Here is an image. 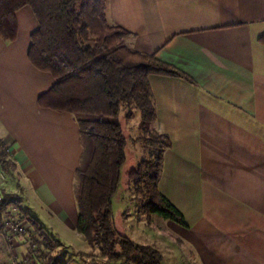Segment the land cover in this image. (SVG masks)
<instances>
[{
  "label": "crops",
  "instance_id": "0c3cea01",
  "mask_svg": "<svg viewBox=\"0 0 264 264\" xmlns=\"http://www.w3.org/2000/svg\"><path fill=\"white\" fill-rule=\"evenodd\" d=\"M15 16L16 39L0 38V141L16 166L0 168L5 192L39 222L55 220L49 227L61 240L57 225L82 240L72 190L78 126L39 105L55 80L28 60L38 28L31 9ZM106 17L132 33L130 49L190 79L148 75L152 128L171 143L158 191L186 224L162 219L173 253H187L188 264H264V0H108ZM5 245L0 233V264Z\"/></svg>",
  "mask_w": 264,
  "mask_h": 264
},
{
  "label": "trees",
  "instance_id": "16d2710c",
  "mask_svg": "<svg viewBox=\"0 0 264 264\" xmlns=\"http://www.w3.org/2000/svg\"><path fill=\"white\" fill-rule=\"evenodd\" d=\"M107 4L108 0H0V38L6 42L16 39V12L28 6L38 23L30 36L28 60L55 80L52 88L39 97V105L71 114L78 126L82 151L72 185L77 209L75 230L91 250L97 251L79 252L78 256L88 264H162L159 250L138 244L114 228L112 198L119 185L127 143L118 116L121 106H134L140 115L139 127L145 133L137 140L149 146V158L139 161L128 175L141 185L142 206L149 216L185 226L182 214L158 191L163 153L171 143L167 135L152 128L155 109L148 75L190 79L154 54L130 49L125 39L132 33L107 20ZM259 40L264 45V34ZM0 168L5 172L16 170L1 141ZM13 210L17 211L14 216ZM8 213L30 225V230L18 234L26 244L28 257L14 264H59L61 253L55 252L46 228L2 190L1 234L4 214ZM5 246L9 250L7 243ZM3 256L9 260V253Z\"/></svg>",
  "mask_w": 264,
  "mask_h": 264
},
{
  "label": "rangeland",
  "instance_id": "374dc122",
  "mask_svg": "<svg viewBox=\"0 0 264 264\" xmlns=\"http://www.w3.org/2000/svg\"><path fill=\"white\" fill-rule=\"evenodd\" d=\"M139 121L140 115L134 106H121L118 122L126 136L127 143L124 149L125 160L120 169L119 185L112 198L114 228L118 232L128 235L138 244H150L159 250L163 258L162 264H188L190 260H187V253H173L175 246L171 242L169 229L164 226V222H162L160 217L148 215L147 209L140 202L142 199L140 183L128 176L136 168L139 161L149 158L148 144L137 140L145 135L139 127ZM22 208L29 212V214L33 213L30 209H27V206L22 205ZM40 223L45 226L46 235L54 245L55 252L61 253V256L58 258L59 264H88V260L78 256V253L97 252L96 250H91L83 238L80 240L79 236L77 237L62 226L57 225L61 232H63V235L60 236L63 239L61 240L49 227L52 224H56L55 220L41 219ZM158 223H161L159 231L162 233L159 234V237L154 231L159 225ZM149 228L153 230H151L153 237L149 233ZM55 229L57 230V227ZM162 235L165 239L161 238ZM21 244L18 246L14 244L16 246H12V249L9 247V250L5 251L9 253V260L7 258L6 260L4 257V264L22 262L28 257L26 244Z\"/></svg>",
  "mask_w": 264,
  "mask_h": 264
},
{
  "label": "built area",
  "instance_id": "2783aa9c",
  "mask_svg": "<svg viewBox=\"0 0 264 264\" xmlns=\"http://www.w3.org/2000/svg\"><path fill=\"white\" fill-rule=\"evenodd\" d=\"M4 176L3 173L0 172V192L2 190L5 191L4 187ZM12 215L4 214V227L2 230V236L8 246L12 249L13 246V238L14 236H17L21 232H26L30 230V225L28 222L25 221H18L17 219L11 217Z\"/></svg>",
  "mask_w": 264,
  "mask_h": 264
},
{
  "label": "bare ground",
  "instance_id": "6f19581e",
  "mask_svg": "<svg viewBox=\"0 0 264 264\" xmlns=\"http://www.w3.org/2000/svg\"><path fill=\"white\" fill-rule=\"evenodd\" d=\"M1 173H3L4 179H5V174H4V172H1Z\"/></svg>",
  "mask_w": 264,
  "mask_h": 264
}]
</instances>
